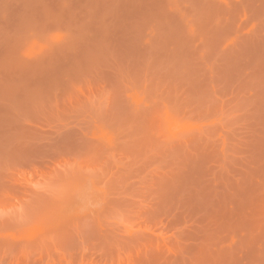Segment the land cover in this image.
<instances>
[{
  "label": "rangeland",
  "instance_id": "rangeland-1",
  "mask_svg": "<svg viewBox=\"0 0 264 264\" xmlns=\"http://www.w3.org/2000/svg\"><path fill=\"white\" fill-rule=\"evenodd\" d=\"M0 264H264V0H0Z\"/></svg>",
  "mask_w": 264,
  "mask_h": 264
}]
</instances>
